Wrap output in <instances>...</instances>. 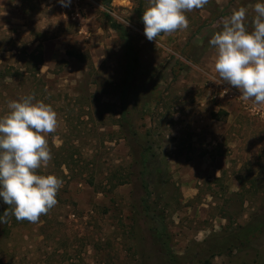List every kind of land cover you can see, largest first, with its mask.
Here are the masks:
<instances>
[{
  "label": "rangeland",
  "instance_id": "374dc122",
  "mask_svg": "<svg viewBox=\"0 0 264 264\" xmlns=\"http://www.w3.org/2000/svg\"><path fill=\"white\" fill-rule=\"evenodd\" d=\"M256 3L209 0L185 12L186 29L149 41L148 0H71L74 20L58 0H0V116L28 95L51 105V159L36 172L61 181L37 222L11 208L0 264H203L209 238L264 215V106L220 79L209 44L240 8L252 31ZM107 13L143 66L125 96L131 131L119 126L126 58ZM210 264H264V236Z\"/></svg>",
  "mask_w": 264,
  "mask_h": 264
},
{
  "label": "clouds",
  "instance_id": "9594fccd",
  "mask_svg": "<svg viewBox=\"0 0 264 264\" xmlns=\"http://www.w3.org/2000/svg\"><path fill=\"white\" fill-rule=\"evenodd\" d=\"M68 7L71 0H58ZM209 0H148L142 22L144 36L156 41L161 34L188 27L185 12L202 9ZM253 30L245 26L246 9L234 10L209 40L216 50L214 69L222 81L238 89L244 101L264 106V0L254 6ZM0 116V201L11 206L17 221L35 223L57 203L61 181L36 170L51 154L46 135L55 132L56 112L51 105L28 95L8 103ZM9 213L0 215L4 223Z\"/></svg>",
  "mask_w": 264,
  "mask_h": 264
},
{
  "label": "trees",
  "instance_id": "16d2710c",
  "mask_svg": "<svg viewBox=\"0 0 264 264\" xmlns=\"http://www.w3.org/2000/svg\"><path fill=\"white\" fill-rule=\"evenodd\" d=\"M101 3L105 8L108 9L111 6L112 0H101ZM106 18L110 28L113 29L119 35L123 44L124 55L126 58L127 73L122 88V111L120 113L119 126L121 127V129H123V131H126V129L127 131H131V122L129 118L128 105L125 101V96L127 90L130 88L131 82L135 81L137 77L141 74L143 66L139 57V53L135 45L133 44L132 38L128 33L127 29L122 24L115 21L110 14L107 13ZM75 55L76 54H71V56L74 57ZM76 57H79L80 59L81 56L76 55ZM42 62L43 60L41 59L40 65L42 64ZM146 154V152L142 154V164L144 165L145 170L147 169L146 164L149 159L147 158ZM148 185L149 183L145 181L146 191H148ZM147 197L150 198V193L147 194ZM148 198L144 201L145 205H148ZM10 210L11 206L5 205L0 210V215H3V213L7 211L10 217ZM147 212L148 209H145L146 214ZM5 218V221L7 223V220H9V218ZM262 236H264V215L261 217H253L246 224L233 228L232 231H225V233L222 235V238H209L207 240L206 249L212 255L209 259H206L203 264H210L211 260L218 256L231 255L232 252L237 249H248L251 247V244H253L256 240L260 239Z\"/></svg>",
  "mask_w": 264,
  "mask_h": 264
},
{
  "label": "built area",
  "instance_id": "2783aa9c",
  "mask_svg": "<svg viewBox=\"0 0 264 264\" xmlns=\"http://www.w3.org/2000/svg\"><path fill=\"white\" fill-rule=\"evenodd\" d=\"M60 8H61V10L63 11V13H67L66 11H69V13H70V15H71V17H72V19L74 20L76 17L78 18H80V12H79V9H78V7H76V9L74 10L75 12H72V9H68V7H63V6H61V4H60ZM263 110H264V108H262ZM255 114H259L260 113V111L261 110H257V108L255 107L254 108V110H252ZM263 114H264V112H263Z\"/></svg>",
  "mask_w": 264,
  "mask_h": 264
}]
</instances>
